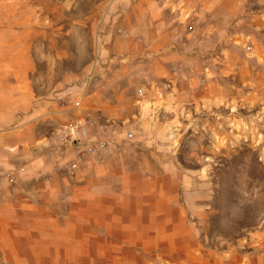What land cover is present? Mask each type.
I'll list each match as a JSON object with an SVG mask.
<instances>
[{"label":"rangeland","instance_id":"1","mask_svg":"<svg viewBox=\"0 0 264 264\" xmlns=\"http://www.w3.org/2000/svg\"><path fill=\"white\" fill-rule=\"evenodd\" d=\"M107 117L110 168L163 225L115 247L91 224L61 259L0 264H264V0H0V141L62 129L61 153L96 155Z\"/></svg>","mask_w":264,"mask_h":264},{"label":"crops","instance_id":"2","mask_svg":"<svg viewBox=\"0 0 264 264\" xmlns=\"http://www.w3.org/2000/svg\"><path fill=\"white\" fill-rule=\"evenodd\" d=\"M90 130L112 142L99 154L79 158L75 149L61 153L66 145L62 129L42 140L0 141V255L5 260H47L52 257L48 244L58 252L54 258L61 259L65 245L85 243L83 233L91 224L106 230L107 243L115 247L139 245L133 229L148 232L150 239L163 225V218L148 216L147 199L140 197L145 181L110 168L115 141H120L119 125L107 117L95 120ZM71 161L78 165L75 173H69ZM155 182L163 192L162 176ZM96 212L101 215H91Z\"/></svg>","mask_w":264,"mask_h":264},{"label":"built area","instance_id":"3","mask_svg":"<svg viewBox=\"0 0 264 264\" xmlns=\"http://www.w3.org/2000/svg\"><path fill=\"white\" fill-rule=\"evenodd\" d=\"M75 105H79V102L78 101H76L75 102ZM75 123V124H74ZM74 123H71L70 124V126H72V129L76 132H78V133H84L85 132V130H84V128H82V125L79 123V121L78 120H75V122ZM101 144H103V143H101ZM86 150H87V152L88 153H94L95 152V147L94 146H88L87 148H86ZM75 162H73L72 163V167H75Z\"/></svg>","mask_w":264,"mask_h":264}]
</instances>
